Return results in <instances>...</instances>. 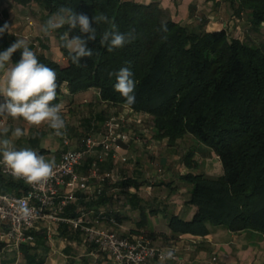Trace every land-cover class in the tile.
<instances>
[{
  "label": "trees",
  "instance_id": "1",
  "mask_svg": "<svg viewBox=\"0 0 264 264\" xmlns=\"http://www.w3.org/2000/svg\"><path fill=\"white\" fill-rule=\"evenodd\" d=\"M19 5L37 3L51 16L62 6L90 18L106 15L121 33L134 31L136 39L112 52L101 44L106 23L92 24L96 39L88 42L90 58L79 64L63 47L64 39L80 34L68 25L57 29L67 64L47 58L35 43L28 44L40 63L57 74V99L67 84L72 94L97 89L101 100L147 114L150 130L158 141L174 144L190 138L214 151L223 166V175L209 178L188 174L193 185L190 203L197 207L193 220L173 218L174 232L205 236L207 225L229 231L252 232L264 238V42L231 36L226 28L208 29L202 19L195 26L168 19L157 3L140 4L128 0H15ZM235 17L244 20L253 34L264 28V0H232ZM0 10V28L7 24ZM17 38L7 31L0 34V52ZM22 50L11 60L17 63ZM127 67L136 81L135 103L127 105L115 91V75ZM103 121V117H99ZM89 136V135H88ZM44 137L38 135L36 141ZM41 151L39 154H43ZM28 187L0 170V193L20 194ZM152 238L151 235H146ZM21 251L27 264H42L29 244ZM264 264V263H263Z\"/></svg>",
  "mask_w": 264,
  "mask_h": 264
},
{
  "label": "crops",
  "instance_id": "2",
  "mask_svg": "<svg viewBox=\"0 0 264 264\" xmlns=\"http://www.w3.org/2000/svg\"><path fill=\"white\" fill-rule=\"evenodd\" d=\"M140 4L157 3L168 19L195 26V17H203L214 23L223 21L225 26L239 37L243 35L244 20L234 16L232 0H128ZM0 10L7 13L9 32L27 44L35 43L41 53L54 62L67 64L58 39V31L45 34L42 26L50 17L39 4L24 6L15 0H0ZM238 21V23H237ZM31 22V24H30ZM228 30V31H229ZM13 64L14 61L11 60ZM4 98L0 96V103ZM64 108L62 116L66 128L60 136L55 135L47 123L29 126L22 118H8L6 127L26 130V135L14 139L17 149L28 147L46 159L58 162L67 149H80L88 135L102 137L106 121L115 115L121 121V129L129 130L131 110L115 107L101 100L100 91L89 89L72 94L67 84L62 87L60 103ZM139 115V114H138ZM103 117V121L99 117ZM140 117H144L142 114ZM131 125V124H130ZM134 135H141V141L128 143L131 148L113 152L112 157L102 164V172L108 177L92 178L89 190L62 186L59 202L72 198L62 218L73 219L84 215L98 227L111 228L120 235H151L156 246L173 244L180 256V262H151L150 264H263L264 238L252 232L234 233L222 226L207 225L205 236L182 234L173 231V218L186 222L193 220L197 207L190 203L193 185L185 177L188 174H203L209 178L223 175L220 158L203 144H194L190 138L172 144L168 140L158 141L146 127L135 123ZM44 133L39 141V134ZM65 140L70 145H65ZM127 157L123 162L121 157ZM95 155L87 156L78 166L80 175H89ZM104 176V175H103ZM98 192H101L99 194ZM57 209V208H56ZM54 208L48 210V213ZM34 243L29 244L42 264H114L112 258L96 246L86 242L84 234L63 221L47 219L32 231ZM216 258V261H214ZM0 264H27L21 249L0 241Z\"/></svg>",
  "mask_w": 264,
  "mask_h": 264
},
{
  "label": "clouds",
  "instance_id": "3",
  "mask_svg": "<svg viewBox=\"0 0 264 264\" xmlns=\"http://www.w3.org/2000/svg\"><path fill=\"white\" fill-rule=\"evenodd\" d=\"M106 23L110 30L105 31L101 44L107 46V51L112 52L123 48L126 44L136 39L134 31L121 33L115 23L106 15L100 14L91 18L85 13H77L71 7H60L53 13L42 26V31L48 34L64 25L70 30L78 29L80 34L64 39L65 47L75 64L82 58H90L93 50L88 48V42L96 39V28L92 24ZM8 25L0 28V34L7 31ZM17 50H22L20 60L13 64L11 57ZM115 75L114 89L131 106L135 103L136 81L133 73L127 67L121 68ZM57 74L54 69L40 63L37 55L28 44L21 39L11 44L6 50L0 52V96L4 101L0 103V137H7L10 129L4 126L8 118L23 119L29 126H40L44 123L55 130V135L60 136L66 128L62 116L63 103H53L57 99ZM26 135V130L16 127L11 130V138H0V164H3L16 180H23L29 185H43L53 175L56 167L55 159H46L37 151L24 147L17 149L14 139ZM20 217L28 219L33 210L24 200L17 201ZM174 258V250L167 249L162 253L160 260L164 262Z\"/></svg>",
  "mask_w": 264,
  "mask_h": 264
},
{
  "label": "built area",
  "instance_id": "4",
  "mask_svg": "<svg viewBox=\"0 0 264 264\" xmlns=\"http://www.w3.org/2000/svg\"><path fill=\"white\" fill-rule=\"evenodd\" d=\"M196 19L202 21L199 16ZM38 50L42 51L41 47L38 46ZM131 113L135 114V118L131 116L130 124L135 122L140 125L141 121L144 123L141 120L143 117L138 116V114L141 116L142 114L132 110ZM145 116L149 117L147 114ZM121 121L119 117H110L106 121V129L101 138L89 135L85 138L82 148L65 150L60 160L56 162L54 175L43 185H29L21 180L28 189L21 190L20 194L16 192L0 193V241L18 249L23 244H33L35 238L32 231L37 228L40 222L50 219L69 223L73 229L84 234L86 242L108 254L114 264H150L154 261L159 263L180 262V256L173 244L156 246L146 235L123 236L114 229L96 226L84 215L73 219H65L60 216L72 199L67 197L59 202L58 207L56 206L62 186L88 191L89 181L92 178L102 177L105 179L109 176L102 172V164L112 157L113 152L121 150L116 144L118 140L125 143L141 141V138L134 135L129 126L127 131L120 130ZM3 123L4 126H7L8 120ZM65 145L69 146L70 142L65 140ZM90 155H95L90 174L80 175L77 168ZM121 160L126 162L128 159L123 156ZM0 170L2 174L12 177L3 164H0ZM98 193L101 194V192ZM19 200L26 201L28 207L33 210L32 216L28 219L20 217L17 210V201ZM53 208L54 211L48 213V210ZM167 249L174 250V258L161 262L160 257Z\"/></svg>",
  "mask_w": 264,
  "mask_h": 264
},
{
  "label": "rangeland",
  "instance_id": "5",
  "mask_svg": "<svg viewBox=\"0 0 264 264\" xmlns=\"http://www.w3.org/2000/svg\"><path fill=\"white\" fill-rule=\"evenodd\" d=\"M231 7V6H230ZM232 8V7H231ZM232 11H233V9H231ZM233 14H234V11H233ZM235 16V15H234ZM198 17V16H197ZM197 17H195V22H196V24H198V22H200L198 19H196ZM202 19H204L203 17H202ZM205 20V19H204ZM205 21H207V20H205ZM237 23H238V21H237ZM215 24V26H220V27H223V28H226L227 30H229L230 28H231V26H230V28H229V26H225V23L223 22V21H218V22H216V23H214ZM208 25H210V22H208L207 21V25H206V27L208 26ZM229 28V29H228ZM234 30L233 31H228L229 32V34L231 35V36H233V35H235L234 33L236 32L235 31V28H233ZM243 35H241V36H239V37H241V38H245V37H248V38H250V39H254V40H256L258 43H260V42H264V28H263V30H262V32L260 33V34H253V33H251V31H250V26H249V24H245L244 26H243ZM233 34V35H232ZM236 37V36H235ZM135 114H132V113H130V116H132L133 118H135V116H134ZM115 115H112L111 117H114ZM139 116V115H138ZM140 117V116H139ZM135 120V119H134ZM141 120H143V122L144 123H142V121H141V123H140V125L143 127H146V128H148V130H149V134L151 133L152 134V132H151V130H150V119H149V117L148 116H145V117H143ZM129 124V128H131V130H133L134 129V125H135V122H132L131 123V125H130V121L128 122ZM134 132V131H133ZM138 137H141V135H137ZM141 138H143V137H141Z\"/></svg>",
  "mask_w": 264,
  "mask_h": 264
},
{
  "label": "water",
  "instance_id": "6",
  "mask_svg": "<svg viewBox=\"0 0 264 264\" xmlns=\"http://www.w3.org/2000/svg\"><path fill=\"white\" fill-rule=\"evenodd\" d=\"M116 144L121 148V149H129L131 148L130 145L128 143H125L124 141L122 140H118L116 142Z\"/></svg>",
  "mask_w": 264,
  "mask_h": 264
}]
</instances>
